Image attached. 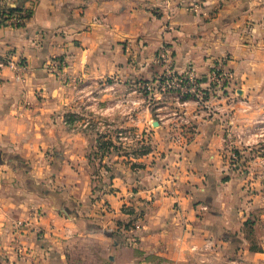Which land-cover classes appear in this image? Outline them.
Masks as SVG:
<instances>
[{
  "label": "clouds",
  "instance_id": "obj_1",
  "mask_svg": "<svg viewBox=\"0 0 264 264\" xmlns=\"http://www.w3.org/2000/svg\"><path fill=\"white\" fill-rule=\"evenodd\" d=\"M0 161V264H264V0H0Z\"/></svg>",
  "mask_w": 264,
  "mask_h": 264
},
{
  "label": "rangeland",
  "instance_id": "obj_2",
  "mask_svg": "<svg viewBox=\"0 0 264 264\" xmlns=\"http://www.w3.org/2000/svg\"><path fill=\"white\" fill-rule=\"evenodd\" d=\"M159 76V73L158 74H155L154 75V80L151 81L150 83H157V84H160V85H164V84H161L160 80L158 78ZM225 82L221 83V84H214L213 82L210 83V88L215 90L217 88H222L223 91H224V96L227 94V86H228V81L227 80H224ZM189 81H182V83H179V88H169L168 89V94H173L177 91H179L181 88H184V86H189ZM182 84V85H181ZM192 87L194 88L195 85H192ZM214 87V88H213ZM201 95L205 96V98H207V96L209 95V93H201ZM189 99H191V96L188 97ZM132 132H135V129H131ZM109 138L108 137H104L102 140L98 141L97 143V147L95 149L94 152H92L91 154H86L85 156V159L90 163L92 164L94 161L96 162H99L100 163V166L101 167H106L104 164H103V160L107 159L108 155L112 154L113 152H115L117 154V156H119L120 159H123L125 161L128 160V153L127 152H124L123 155H121V152H122V148L120 146H118L117 144H115L113 141V146L110 147V149H105L104 147H102V142H104L105 140H108ZM116 139H119V137L117 136ZM112 140V139H111ZM140 153H142V149L140 151H137V152H133L132 153V159H136L135 157L133 156H138V157H141L140 160H144L145 157L147 156H150L151 153L148 152L147 154L145 155H141ZM239 153H235L234 154V158L232 159L231 163L232 165L237 169L239 170V163H238V160H239ZM130 167L132 168V170L134 171L137 167L136 166H133V163L130 165ZM141 169H143L144 167H140ZM107 171L111 172L112 169L110 168H107L106 169ZM110 189L112 188H109L107 185H103V186H97V188L95 189L96 192L98 193H105L107 191H109ZM136 188H133L132 191H134ZM253 195H259V193H253ZM251 202V201H250ZM105 207H107L108 205L107 204H104ZM130 205H124L123 206V211L125 210V208H129ZM244 227L246 229L249 230V234H250V243L252 244V248L254 251H258V252H262L264 253V249H261L259 247V243L260 241L264 240V225H262L260 228H255L253 225H252V222L249 221V223L245 224Z\"/></svg>",
  "mask_w": 264,
  "mask_h": 264
},
{
  "label": "crops",
  "instance_id": "obj_3",
  "mask_svg": "<svg viewBox=\"0 0 264 264\" xmlns=\"http://www.w3.org/2000/svg\"><path fill=\"white\" fill-rule=\"evenodd\" d=\"M5 24H8L7 22H5ZM13 27H23V24L22 25H19V26H16V25H12ZM155 74H158V72H155L154 73V75ZM227 88H229V81H228V86H227ZM228 95V93L225 95V97ZM135 158H141V157H135ZM0 162H2V161H0ZM113 181L115 180V179H117V177H115V176H113L112 178H111ZM121 189H118V188H112V189H110L109 191H107V192H105V193H103L102 195L103 196H105V197H107L108 198V200H110L111 202H112V204L113 205H116V206H118L119 208H120V210L121 211H123V206H124V204L122 203V200H123V197L121 196ZM137 191V189H135L133 192H136ZM117 197H120V200L118 201V200H116V198ZM101 203L102 204H107L108 205V201L107 200H101ZM132 204V201H129L128 202V205H131ZM125 215H128L126 212H125ZM252 251H254L253 249H251ZM254 252H256L257 254H259V255H264V253H262V252H258V251H254Z\"/></svg>",
  "mask_w": 264,
  "mask_h": 264
},
{
  "label": "built area",
  "instance_id": "obj_4",
  "mask_svg": "<svg viewBox=\"0 0 264 264\" xmlns=\"http://www.w3.org/2000/svg\"><path fill=\"white\" fill-rule=\"evenodd\" d=\"M6 22L7 23H11L12 25H16V26H18L20 23H18L17 21H16V19L13 17V18H10V19H7L6 20ZM61 61L60 60H58L57 61V63H60ZM223 75H224V73L222 72V71H220V72H215V74H214V80H213V83L214 84H221V83H223V82H225L224 80L225 79H221L222 77H223ZM176 79L179 81V83H182V81H185L186 79H184L183 77H176ZM186 81H188V80H186ZM160 82H161V84H164V85H166L167 83H168V81H166V80H160ZM182 85V84H181ZM189 86H184V89H186V88H188ZM214 88V87H213Z\"/></svg>",
  "mask_w": 264,
  "mask_h": 264
},
{
  "label": "trees",
  "instance_id": "obj_5",
  "mask_svg": "<svg viewBox=\"0 0 264 264\" xmlns=\"http://www.w3.org/2000/svg\"><path fill=\"white\" fill-rule=\"evenodd\" d=\"M3 22L5 23L6 20H4ZM19 25H22V24H19ZM112 146H113V142H112V140L110 138L108 140H105L104 142H102V147H104L105 149H110V147H112ZM148 152L149 151L142 149V153H140V154L141 155H145ZM133 157H138V156H133ZM133 166H136L137 167V165L135 163H133ZM139 167H145V166L143 164H141V165H139ZM126 213L128 215H132L133 214L131 209H129L128 211H126Z\"/></svg>",
  "mask_w": 264,
  "mask_h": 264
}]
</instances>
